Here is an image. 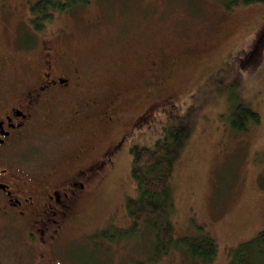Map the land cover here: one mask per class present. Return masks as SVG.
Wrapping results in <instances>:
<instances>
[{"label": "rangeland", "instance_id": "rangeland-1", "mask_svg": "<svg viewBox=\"0 0 264 264\" xmlns=\"http://www.w3.org/2000/svg\"><path fill=\"white\" fill-rule=\"evenodd\" d=\"M35 1L0 0V101L37 82L44 40L52 39L71 59L70 65L61 58L58 69L72 86L52 104L59 119L38 129L20 153L45 168L63 167L80 145L105 146L112 133L102 131L97 119L108 105L124 114L120 128L151 108L139 140L151 146L192 109L188 116L200 119L190 124L170 176L172 242L209 233L217 253L207 264H227L230 249L264 229V44L254 61L249 58L263 30L264 3L229 10L220 0H90L84 7L50 9L51 19L36 28L30 13ZM241 59L248 62L245 70L238 67ZM74 74L82 81L78 86ZM81 92H91L95 104L93 121L79 137L68 131V123L69 112L83 102ZM238 102L256 111L260 121L235 133L229 113ZM119 159L90 204L96 199L97 209L91 207L92 215L67 233L63 249L85 264H102V254L105 264H193L183 247L173 244L157 256L148 232L110 241L99 248L102 254L85 244L88 233L109 223L130 228L125 204L137 192L128 147L121 148Z\"/></svg>", "mask_w": 264, "mask_h": 264}, {"label": "flooded vegetation", "instance_id": "flooded-vegetation-1", "mask_svg": "<svg viewBox=\"0 0 264 264\" xmlns=\"http://www.w3.org/2000/svg\"><path fill=\"white\" fill-rule=\"evenodd\" d=\"M40 49L37 82L8 102L0 101V264H85L76 261L68 248L63 249L62 242L78 222L92 215L96 199L93 206L90 204L105 188L119 159L118 149L135 129H142L150 120L151 108L120 128L124 114L106 106L97 119L102 131L113 134L105 146L80 145L63 167L40 166L31 156L20 153V147L38 129L59 119L52 104L57 93L67 92L72 86L58 69L61 58L70 65L71 59L55 47L52 39L42 41ZM73 78L75 86L82 83L79 76L74 74ZM81 93L83 102L69 112L68 131L82 136L83 127L93 121L94 102L91 92ZM96 234L90 232L88 236Z\"/></svg>", "mask_w": 264, "mask_h": 264}, {"label": "trees", "instance_id": "trees-1", "mask_svg": "<svg viewBox=\"0 0 264 264\" xmlns=\"http://www.w3.org/2000/svg\"><path fill=\"white\" fill-rule=\"evenodd\" d=\"M220 1L224 7L229 10L238 5L264 3V0ZM89 2L90 0H36L30 5V13L33 17L34 26L36 28H41L43 22L49 18L51 19L53 16L49 11L50 9L63 10L72 6L84 7L89 4ZM262 24L261 29L263 30L259 31L249 57L253 61L257 58L258 50L262 49L264 44V22ZM247 63L246 59H241L238 64L239 69L245 70L248 65ZM150 71H152V69ZM161 73L159 66L158 75L156 74L157 79L164 77ZM149 81L152 82L150 78H148V82ZM164 82L165 81L162 83H154L153 92L150 91L149 93L153 94L155 89L164 85ZM231 86L233 87V84H231ZM168 97L169 96L163 99L168 100ZM111 107L116 108L115 106ZM169 107L179 109L175 104ZM191 110H184L182 114L179 115L180 118L175 124L166 126V128L163 129L162 135H159L151 146L145 145V143L139 141L140 139L144 140L142 135L144 136L145 134V125L142 129H135V132L122 143L116 155L120 158L121 148L128 147V151L131 155L130 172L136 184L137 192V195L128 198L125 204L126 212L131 222L130 228L129 230L127 229L128 231H122L119 226L109 223L103 229L96 230L97 234L93 237L88 236L90 235V233H88L85 244L91 247L92 251L102 254L99 248L101 246H108V243H111L110 241H115L116 239L121 241L126 236L135 234L138 236L139 232H148L152 237V248L157 256L166 254L173 244L174 247L177 246L178 249L183 247L193 264H207L215 259L217 246L215 240L209 233L203 232L194 236H184L181 237V239H177L176 242H172L173 224L170 219V214L174 209L170 193V176L174 161L177 159L181 148L191 132L190 124H194L197 119H200L199 114L189 117L188 115ZM131 119H129V121ZM186 119H188L189 122ZM259 121V114L241 102H238L229 113V123L231 129L235 133L246 132L248 130V125L258 124ZM125 127L126 125H124V128ZM93 209L96 210L97 208L93 207ZM95 218L97 219V217ZM93 222H96V220ZM96 232L93 231V233ZM139 238L141 239V237ZM86 242L90 243L91 246ZM101 258L102 264H105L103 254ZM227 264H264V229L260 230L253 238L230 249Z\"/></svg>", "mask_w": 264, "mask_h": 264}]
</instances>
